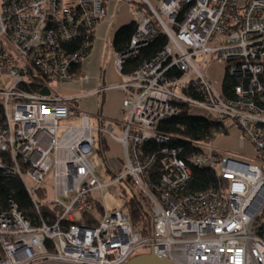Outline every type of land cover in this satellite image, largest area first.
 <instances>
[{"label": "built area", "instance_id": "obj_1", "mask_svg": "<svg viewBox=\"0 0 264 264\" xmlns=\"http://www.w3.org/2000/svg\"><path fill=\"white\" fill-rule=\"evenodd\" d=\"M110 1L0 0V78L12 80L0 89V174L22 180L39 216L44 208L55 216L33 222L13 201L0 208V264H123L145 247L171 264H264V233L254 230L257 220L264 224V0H142L150 14L140 2L117 0L133 5L137 22L129 50L114 51L123 119L93 128L78 98L63 90L87 78L78 67ZM160 30L166 48L123 75L126 60ZM213 65L223 67L220 83L210 76ZM226 78L236 82L232 97L223 91ZM184 106L212 113L206 118L228 133L233 125L254 156L231 157L213 142L180 157L183 149L168 147L157 129ZM95 130L123 152L110 184L92 164ZM148 141L164 148L143 159ZM157 160L153 186L148 175ZM194 167L213 171L217 185L186 193ZM127 179L153 204L148 236L134 230L125 209L105 205L106 188Z\"/></svg>", "mask_w": 264, "mask_h": 264}, {"label": "trees", "instance_id": "obj_2", "mask_svg": "<svg viewBox=\"0 0 264 264\" xmlns=\"http://www.w3.org/2000/svg\"><path fill=\"white\" fill-rule=\"evenodd\" d=\"M139 5L150 14L149 9L144 3L140 2ZM183 15L184 13L181 14L179 20L183 18ZM136 30V21L120 27L116 31L112 41L113 50L117 53L127 52ZM168 43L169 39L167 35L160 30V33L153 42L142 47L135 57L126 60L122 71L123 75H131L142 65L154 59L166 48ZM71 49H76V46L73 45ZM80 69L81 67H78L79 71ZM172 73L176 76L181 75L179 70H173ZM235 85L236 82L233 79L226 78L223 83L225 95L229 97L234 96ZM194 96L197 97L198 95L194 94ZM3 113V107L0 103V122L3 121ZM157 133L169 138L168 147H181L183 149V152L179 154L180 157H187L197 152L195 144L213 143L220 135L228 134V131L220 123L204 116L193 114L188 106H184L183 112L180 115L162 122L157 129ZM162 148H164V145L155 141L145 142L141 147V156L145 159L152 154L159 153ZM108 151L109 146L107 141L98 135L96 139V152L106 158L105 155ZM259 158L264 162V152L259 154ZM106 162L108 171L113 174L109 162L107 160ZM262 167L264 168V163ZM160 170L161 166L159 160H157L148 175L151 185L157 186L159 184ZM192 171V179L186 188V193L205 191L217 185L213 171L197 167H194ZM124 186L132 190V193L126 196L123 209L128 212L134 230L142 233L144 236L150 235L152 232V202L146 195L135 190L131 179L124 181ZM124 192L126 193L125 189ZM9 201L17 204L20 210L29 216L33 222H38L40 217L48 221H53L55 218L54 214L50 213L47 208L41 211L40 216L34 211L32 200L20 178L12 177L6 179L0 174V208L6 209ZM254 230L259 234L264 233V224L261 220H257Z\"/></svg>", "mask_w": 264, "mask_h": 264}, {"label": "crops", "instance_id": "obj_3", "mask_svg": "<svg viewBox=\"0 0 264 264\" xmlns=\"http://www.w3.org/2000/svg\"><path fill=\"white\" fill-rule=\"evenodd\" d=\"M132 21H134L132 4L110 1L107 5L106 18L95 30L92 49L81 64L80 71L86 74L87 78H76L64 86V94L77 97L79 109L89 113L90 120L94 118L98 126L120 124L123 119L121 104L125 94L118 85L124 78L115 66L112 41L116 31ZM213 68H218V65H213L210 69L211 78L218 82L223 78V72L221 76H217ZM110 143L107 142L109 151Z\"/></svg>", "mask_w": 264, "mask_h": 264}, {"label": "rangeland", "instance_id": "obj_4", "mask_svg": "<svg viewBox=\"0 0 264 264\" xmlns=\"http://www.w3.org/2000/svg\"><path fill=\"white\" fill-rule=\"evenodd\" d=\"M134 2H141L142 0H132ZM217 73V76H221L223 72V67L221 65H218V68L214 69ZM221 81V80H220ZM218 81V83H220ZM12 84V80L8 78H0V89H8L10 85ZM191 113L213 118L214 115L208 111L199 109V108H192ZM91 125L93 128H96L98 125L96 123V120L92 118ZM117 132V131H116ZM118 135H120V132H117ZM94 136L97 138L98 132L94 131ZM243 139L246 141L245 137L241 135V133L238 131L237 128H235L233 125L231 126L229 133L226 135H220L216 141L213 143L214 147L220 148L225 154L238 158L241 160H249L252 156H254V151L251 145L246 141L244 147H241L240 140ZM114 142L110 143V151L106 153V158L101 156L99 153H95V155L92 158V164L95 168L96 175L103 181L105 184H110L114 177L113 174L108 171V166L106 160L109 162V166L113 168L116 161L118 162L121 158H123V152L121 150L120 146H117ZM106 159V160H105ZM47 187L49 188V192L52 191V181L51 177L47 180ZM124 189L126 190V193L124 192ZM132 193V190L128 187L124 186V184L121 185H114L106 188L105 194H104V202L108 209H123L124 202L126 200V196L130 195ZM95 198L100 200L99 193L94 194ZM152 253L151 247H145L137 250L135 255H141V254H148L150 255Z\"/></svg>", "mask_w": 264, "mask_h": 264}, {"label": "water", "instance_id": "obj_5", "mask_svg": "<svg viewBox=\"0 0 264 264\" xmlns=\"http://www.w3.org/2000/svg\"><path fill=\"white\" fill-rule=\"evenodd\" d=\"M135 256V257H134ZM123 264H171L166 257H158L153 251L150 255H134Z\"/></svg>", "mask_w": 264, "mask_h": 264}]
</instances>
